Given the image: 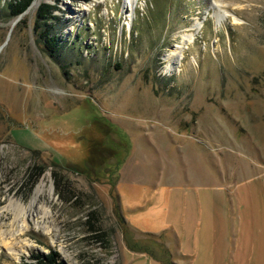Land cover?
I'll return each mask as SVG.
<instances>
[{"label": "rangeland", "instance_id": "obj_1", "mask_svg": "<svg viewBox=\"0 0 264 264\" xmlns=\"http://www.w3.org/2000/svg\"><path fill=\"white\" fill-rule=\"evenodd\" d=\"M9 1L0 264H264V0Z\"/></svg>", "mask_w": 264, "mask_h": 264}, {"label": "trees", "instance_id": "obj_2", "mask_svg": "<svg viewBox=\"0 0 264 264\" xmlns=\"http://www.w3.org/2000/svg\"><path fill=\"white\" fill-rule=\"evenodd\" d=\"M32 1L33 0H12L9 1L6 6L9 8L11 16H17L22 14ZM55 9L56 6L53 4L46 2L41 3L37 8V15L39 18L47 19L50 17V19H56V16L52 14ZM39 35L50 55L56 57L57 51H59L57 48L60 47L57 38L49 35V30H47V28L41 30ZM72 41L75 43V41H78V39L73 38ZM71 46V48L74 47L73 45ZM30 259L33 260V262L29 264H63L62 262L58 261L57 253L54 251H50L47 254L35 252L30 255Z\"/></svg>", "mask_w": 264, "mask_h": 264}, {"label": "bare ground", "instance_id": "obj_3", "mask_svg": "<svg viewBox=\"0 0 264 264\" xmlns=\"http://www.w3.org/2000/svg\"><path fill=\"white\" fill-rule=\"evenodd\" d=\"M35 2V1H34ZM216 2V1H215ZM213 4V3H212ZM35 5V3H33L32 5H31V8L33 7ZM217 7H219L218 5H216ZM217 7H213V13H212V16L213 17H215V19H216V21H215V25L214 26H220V24H221V20H222V13L223 12H221ZM196 24H197V22H196ZM196 26L195 25H192V27H191V31L189 32V33H183L182 35H181V38H180V42H179V44L170 52V54H168L167 55V66H166V71H170V70H174V72H175V68H176V66H173V60L172 59H178V62L177 63H179L178 64V66H177V68H176V71L177 70H179V66H180V58L182 57V55H183V50H184V48H185V45H187L188 43H190V42H192L193 41V39H194V35H193V31H195L196 30V28H195ZM180 57V58H179ZM14 212H15V214H16V216H19V217H21L22 218V225H26V221H25V217H24V214H25V211H26V207H24L23 205H21V204H17V205H15L14 206ZM24 226H23V228H24ZM26 228V227H25ZM20 231H22L21 229H20ZM16 234V232H14V230H11L10 232H9V235L11 236V237H13L14 235Z\"/></svg>", "mask_w": 264, "mask_h": 264}, {"label": "crops", "instance_id": "obj_4", "mask_svg": "<svg viewBox=\"0 0 264 264\" xmlns=\"http://www.w3.org/2000/svg\"><path fill=\"white\" fill-rule=\"evenodd\" d=\"M186 186H188V187H191V186H193V185H186ZM156 208H158V207H160V205H159V202H156ZM173 232V231H172ZM173 234H176V232H173ZM180 246V243H178V247Z\"/></svg>", "mask_w": 264, "mask_h": 264}]
</instances>
